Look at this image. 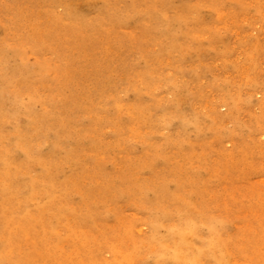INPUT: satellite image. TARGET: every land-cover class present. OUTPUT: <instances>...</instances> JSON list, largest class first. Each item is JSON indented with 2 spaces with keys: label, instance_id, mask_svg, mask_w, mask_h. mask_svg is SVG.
<instances>
[{
  "label": "rangeland",
  "instance_id": "1",
  "mask_svg": "<svg viewBox=\"0 0 264 264\" xmlns=\"http://www.w3.org/2000/svg\"><path fill=\"white\" fill-rule=\"evenodd\" d=\"M0 264H264V0H0Z\"/></svg>",
  "mask_w": 264,
  "mask_h": 264
}]
</instances>
